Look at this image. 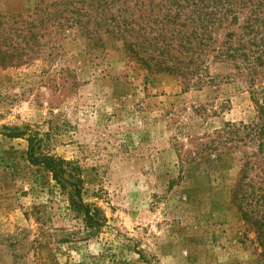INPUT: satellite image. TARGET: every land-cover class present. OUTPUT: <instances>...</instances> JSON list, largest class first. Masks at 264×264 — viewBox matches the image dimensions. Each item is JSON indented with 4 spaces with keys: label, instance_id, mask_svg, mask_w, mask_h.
I'll return each instance as SVG.
<instances>
[{
    "label": "rangeland",
    "instance_id": "374dc122",
    "mask_svg": "<svg viewBox=\"0 0 264 264\" xmlns=\"http://www.w3.org/2000/svg\"><path fill=\"white\" fill-rule=\"evenodd\" d=\"M59 1L0 0V264H264L231 204L239 154L202 151L253 118L245 85L221 76L184 91L124 53L108 13L87 34L67 12L57 26ZM35 7L47 22L26 42L13 22ZM30 138L78 168L79 200L29 163Z\"/></svg>",
    "mask_w": 264,
    "mask_h": 264
},
{
    "label": "trees",
    "instance_id": "16d2710c",
    "mask_svg": "<svg viewBox=\"0 0 264 264\" xmlns=\"http://www.w3.org/2000/svg\"><path fill=\"white\" fill-rule=\"evenodd\" d=\"M51 5L63 6L53 12L57 26L62 25L55 20L67 12L69 26L82 27L85 34L90 24L100 28L108 13L112 24L105 31L122 44L124 53L148 73L179 79L184 91L214 83L221 76L245 85L253 118L248 123H226L202 151L210 154L222 149L232 156L239 154L231 204L253 231L264 256V0H61ZM35 9L31 20L13 22L17 25L13 32L23 33L26 42L36 38V29L40 31L47 22L40 20L42 12L39 17ZM2 32L0 45L7 38ZM22 50L15 59H20ZM0 53L4 52L0 49ZM5 59L10 58L0 57V61ZM215 66L227 72L212 76L210 69ZM37 150L30 138L29 163L46 168L56 181L68 184L74 200H79L78 168ZM83 211L85 224L90 226L91 213L87 207Z\"/></svg>",
    "mask_w": 264,
    "mask_h": 264
}]
</instances>
